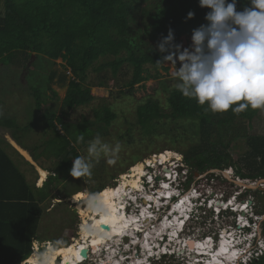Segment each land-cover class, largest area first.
Wrapping results in <instances>:
<instances>
[{"label": "trees", "instance_id": "trees-1", "mask_svg": "<svg viewBox=\"0 0 264 264\" xmlns=\"http://www.w3.org/2000/svg\"><path fill=\"white\" fill-rule=\"evenodd\" d=\"M250 6V0H237V11ZM207 11L199 7V0H0V65L19 64L33 53L48 61L64 62V72L58 81L61 86L67 82L63 115L56 118L54 113L43 112L42 116L68 144L52 124L54 119L63 132L66 113L93 100L90 87L107 88L112 83L118 88L117 95L126 92L129 95L136 85L159 78L157 69H167L156 64L162 58L156 45L169 29L173 30L175 44L181 36H191L194 29L207 23L204 19ZM189 12L194 13L192 19H187ZM66 72L71 76L69 79ZM91 73L97 75V82H88ZM55 76L51 71L45 77L50 91ZM31 92L36 111L40 112L39 89L32 88ZM166 92L163 104L152 96L141 100L135 107L133 122L128 125L131 131L139 127L140 135L147 136L146 145L161 139L180 152L188 170L187 185L193 182L195 173L219 182L223 177L215 173L228 168L239 179L264 180V136L250 134L248 130L263 109L249 107L235 112L232 109L237 105H233L225 112L214 113L206 104L200 105L196 99L183 96L176 87H167ZM94 116L97 134L102 136L115 114L104 106ZM0 126L9 129L14 124L11 119L0 117ZM79 126L74 130L78 137L83 135L84 144L89 138ZM130 130L120 137L128 143H131ZM0 142L10 147L4 140ZM182 145L185 147L181 148ZM2 148L0 264H21L30 257L42 214L40 205L50 196V183L64 184L72 161L78 156L72 145L67 152L61 148L55 154L60 164L43 169L53 176L49 175L43 186L37 188L25 178L27 171L24 174ZM13 152L18 154L14 149ZM24 163L28 166L27 161ZM98 186L90 193L98 194L105 189L103 184ZM74 188L72 194L82 192L78 185ZM253 194L264 210V191ZM261 233L264 236V220ZM250 264H264V256Z\"/></svg>", "mask_w": 264, "mask_h": 264}, {"label": "rangeland", "instance_id": "rangeland-1", "mask_svg": "<svg viewBox=\"0 0 264 264\" xmlns=\"http://www.w3.org/2000/svg\"><path fill=\"white\" fill-rule=\"evenodd\" d=\"M145 9L149 10L150 7H146ZM145 22H147V20H145ZM141 24H143V22H141ZM177 44L182 45L183 48L190 47L191 36H181ZM18 56L19 55H16V57ZM63 66L64 62L61 59L48 61L46 58L38 57L35 53H33L30 58L26 56L19 64H9L6 67L0 65V110L3 111L2 118L11 119L14 124V127L9 129L0 126V140H4L11 147L0 142V147H3L2 150L9 156L14 164L18 165L21 171L23 170L22 172L24 174L25 171H27V177L25 174V178L29 179L28 181L30 184L37 188H41L44 182L41 186L38 185L39 175L36 167L48 170L58 166L60 164V159H57L55 154H58L61 148H64L63 151L67 152L72 145L77 156L89 157L87 151L89 142L92 141L98 133L96 127L97 121L94 113L101 110L104 106L109 107L112 113L115 114V117L109 122L101 139L103 142L113 147L116 144H119L120 147L119 152L114 156L102 155L98 161L95 157L92 158L94 166L90 178L82 177L77 179L70 175H66L68 180L64 181V184H57L55 181L50 183V196L40 205L42 214L38 224L36 239L32 242V254H34V252L46 251V245L49 243L54 248L71 243L78 244L82 240L81 228L84 216L82 217L79 213L77 203L83 208L87 207L88 205L85 198L91 190L97 189L99 187L98 185L101 184L104 185V188L118 186L120 175L126 174L131 166L137 163L144 164V174L148 179L152 180V183L148 186H144L145 180L142 179L144 175L140 181L141 187L138 188V190L133 188V192L129 189L127 195H129L131 199L139 194L142 197L147 196L150 201L152 200L153 203H155L156 207H153L149 212L146 211V209H142L141 216L137 217L135 216L138 209L137 201L136 204L129 203L131 207L127 209L126 213L130 215L129 217H135L136 222L140 225L143 224L140 219L144 218L145 214L148 215L150 213L156 221L152 219L150 221H148V219L146 220L145 232L141 236L142 242L140 237L137 236L139 241L136 243V246L129 245V241L127 245H124L122 237H120L122 238L121 245H117L114 240L107 241L99 252L94 254L90 252L87 258L84 259V264H102L103 261H108V256L106 254L108 247L116 253H119L115 254L114 258L119 264H135L137 261H141L143 264L147 257L146 255L153 254L149 248L144 246V241H146V239L151 245L155 243L157 246V244L160 243L163 246H169L170 239L168 238L167 243L161 242L160 238L162 237V233L158 230L162 229L163 226L168 223L166 218L171 216V213L175 210L172 212L165 211L168 202L160 201L157 197L160 195L158 193L163 194V191L157 190L160 187L159 183H162L163 187L164 183L168 185V189H166V187H164V189L165 192L170 193V196L171 194H181L191 188L190 192L193 195L196 193V198L197 196H200L199 198L204 197V202L209 201L208 206H210L201 208L199 215L189 221L187 228L180 235L179 239L173 238L170 240L172 242V251H175V256L169 259L164 258L162 264H210L205 262L211 260L212 256L200 257V255H197L198 257H196L195 254H190L191 251L188 248H179V245L187 239L201 243L206 242L210 245L208 252H211V250L214 252L218 250L217 245L220 243V239L223 235L225 236L224 239L227 241V244L230 245L233 243V245H238L244 242L245 239H251L255 235L256 230L257 232H261V223L264 220L263 204L258 201L257 196L253 193L260 191L261 187L264 189V180H242L236 177L233 169L228 168L224 171L215 173L217 177H223L226 183L222 182L224 181L223 179H219V182H216L215 180H208L203 175L195 174L191 184L187 185L185 182L180 186L179 191H176V188V192L173 193L172 188L175 187V184L169 185V182L162 179V175L166 172L167 176L170 174L168 176L170 177L171 173L165 170L170 169L171 172H173L171 179L176 178L177 184H179V182L183 183L182 181L185 180L186 173L188 175V172L187 167L182 163L180 152L177 151L176 148L165 144V141L161 139L154 140L151 144L146 145L148 143L147 136L140 135L141 132L138 126H135L132 131L129 129L128 124L133 122L135 107L141 100L148 96H152L163 104L164 98L167 96L165 89H167V87L170 89L176 87L175 85L178 81L172 75V66L168 64L163 65L167 71L158 68L157 72L160 75L159 78L149 79L136 85L129 95L128 92H126L125 95H117L118 88L113 87L112 83L109 84L107 88L90 87V94L93 96V100L83 107H78L74 111L66 113L63 119L64 122H66V129L63 132L57 119H54L52 122V124L56 126V130L65 136L68 144L64 142L63 138L57 135L55 129L51 128L52 126L46 124V117L42 116L43 112L47 114L54 113L56 118L63 115L62 101L67 93V82L63 84V86L58 82L59 77L64 72ZM176 67H179V63H177ZM51 71H54L56 76L50 84V91L46 88L45 77ZM66 75L67 79L71 77L67 72ZM96 76L95 73H91L88 82H97ZM32 88L39 89L40 101L42 103L39 109L40 112L36 111L35 100L31 92ZM83 121L89 124H83ZM76 125H81L79 127L82 128L83 134L89 138L85 140L84 144H82V142H77L78 133L74 130ZM128 130H130L129 136L131 138V143L120 138L121 135H125ZM248 130L250 134L264 136V109L259 112L258 116L250 123ZM94 131V137L92 138V133ZM7 135L12 140L14 139L13 141H15L20 148L28 151L25 150L30 158L32 157L31 160L33 162L27 160L16 148L18 154L13 152L14 148L7 140ZM47 142H50V145H48ZM183 147H185V145L181 146V148ZM167 151H169L170 154L166 155L167 158L165 161H161L159 156L165 154ZM133 156H135L136 159H133ZM110 158L115 159L114 164L107 163V160ZM23 161H27L28 166H26ZM178 169H181L184 175L179 176ZM175 170H177V177H175ZM46 172L47 177H49V175L53 176L52 173ZM77 185L82 189L85 198L74 203L72 197L75 193H72L75 190L74 186L77 187ZM138 191L140 193H135ZM227 200L229 201L226 203ZM199 201H201V199ZM146 204L140 202L141 206L143 205L146 207ZM182 206L184 207V202ZM159 208H164V211H158ZM240 209H242V211ZM179 211L182 212V210ZM218 211L221 213L216 216V212ZM90 214L97 221H100L101 214L99 210L98 213L97 210H91ZM88 223H91V221L88 220ZM168 224L172 225L171 223ZM140 225H138L139 228ZM238 225L240 227H238ZM243 226L245 227L243 228ZM138 227L133 228L132 233L128 231L132 237H135V242L136 233L139 232ZM173 227L167 226L166 230L162 229V231L170 230L172 238L175 236ZM87 240L88 244H91L89 243L91 237ZM118 243L120 242L118 241ZM156 248L158 249V246ZM144 250H147L146 252L148 253ZM32 254L30 256H32ZM209 256L211 258H209ZM217 258L219 259L218 261H220V258L229 259L225 254H219ZM218 261L215 262V264H222L221 261L220 263H218ZM59 263H61V259L57 258L54 264Z\"/></svg>", "mask_w": 264, "mask_h": 264}, {"label": "clouds", "instance_id": "clouds-1", "mask_svg": "<svg viewBox=\"0 0 264 264\" xmlns=\"http://www.w3.org/2000/svg\"><path fill=\"white\" fill-rule=\"evenodd\" d=\"M236 5L237 0H231V2L229 0H199V7L208 9L204 17L207 23L193 30L190 47L183 48L182 45L175 44L172 29H169L167 35L156 45V50L162 57L156 64H168L173 67L172 75L178 81L175 86L181 94L185 97L196 99L200 105L206 104L208 109L214 113L225 112L232 108L233 105H237L232 109L235 112L244 111L249 107L252 109H264V0H250L251 6L244 8L242 11H237ZM193 16L194 13L189 12L187 19H192ZM177 63H179L178 68L176 67ZM2 116L3 111L0 110V117ZM83 139V135H80L77 137V142H82ZM119 147V144L113 147L103 142L101 136L97 134L89 142L87 148L89 157L78 156L72 161L70 176L77 179L82 177L90 178L94 166L92 158L95 157L98 161L102 155L114 156L119 152ZM107 163L114 164L115 159L110 158ZM165 170L171 173L172 176L173 172L170 169ZM176 171H174L175 177L178 174L179 176L184 175L181 169H178V174ZM168 176L165 172L162 175V179L169 182V185L175 184V187L172 188L173 193L179 191L180 186L185 182L187 183V173L185 180L182 181L183 183L179 182V184L176 183V178L171 179V176ZM142 179L145 180L144 186L152 183V180L148 179L146 175ZM159 184L160 187L157 190L163 191L160 201L168 202L165 211L172 212L173 208H176L166 220L175 228L174 238L179 239L187 228L189 221L196 218L201 208L208 206L209 201L204 202V197L199 198L200 196L196 198L197 194L194 193L195 195H193L190 192L191 188L181 194L167 195L162 183ZM176 188L177 190L175 191ZM85 199L90 209L100 210L98 194L89 193ZM200 199L201 201H199ZM137 201L138 209L135 214L137 217L141 216L142 209H146L149 212L153 207H156L155 203H152L147 196L142 197L139 194L127 201L126 215L127 209L131 207L130 204H136ZM140 202L147 203L146 207L141 206ZM183 202L184 208L180 212L178 206ZM242 209L240 210L242 211ZM158 211L163 212L164 208H159ZM220 213V211L216 212V216ZM146 218L148 221L151 219L156 221L150 213L148 216L145 214L144 218L139 219L144 222L147 220ZM141 225L136 237H140L142 241L141 236L145 232L146 224ZM238 227L240 226L238 225ZM261 234V232L256 230L255 235L251 239H245L244 242L238 245H233V243L228 245L230 252L233 253V258L229 257L228 260L220 258L222 264H250L251 261L264 256V236ZM170 237V230L165 231L160 241L167 243ZM124 240L125 238H123ZM186 241H183L179 248H188ZM169 243L168 247L158 243V249L155 247L153 254H147L143 264H162L164 258L169 259L175 256L170 240ZM194 243L196 244V241ZM87 249L89 254L91 252L90 247H87ZM144 251L146 252L147 250ZM217 251L213 252L211 250L208 255L215 254ZM195 252L194 249L190 254L194 255ZM196 257L198 256L196 255ZM32 259L33 264H52L51 250L38 252L33 255ZM24 262L21 264H25ZM81 264H84V259Z\"/></svg>", "mask_w": 264, "mask_h": 264}, {"label": "bare ground", "instance_id": "bare-ground-1", "mask_svg": "<svg viewBox=\"0 0 264 264\" xmlns=\"http://www.w3.org/2000/svg\"><path fill=\"white\" fill-rule=\"evenodd\" d=\"M7 140L16 148L20 151V153L27 159L31 160L29 154L18 147V145L8 137L7 135ZM170 154L169 151H167L165 154H161L159 156L161 161L166 160V155ZM32 161V160H31ZM33 162V161H32ZM148 163V162H147ZM146 163V164H147ZM145 164V165H146ZM38 175H39V181L38 185L41 186V184L45 181L47 177V172L43 170L42 168L36 167ZM144 164L143 163H137L133 166H131L130 170L125 174H121L119 177V185L114 186V187H107L100 191L98 193V199L100 202V221H97L91 214L90 211L93 209H90L88 206L83 208L82 206H79L77 203L79 200H82L85 198V195L83 192H77L75 195L72 197L74 199V203H77L78 211L81 214L83 218V225L81 228V233H82V242L80 241L78 244H69L67 246H62V247H57L54 248L50 243L47 244V249L51 250L52 254V264L55 263V260L57 258L61 259V263L59 264H81L83 261L80 251L82 249H87V247H90L94 253H97L100 251L101 247L106 244L107 241H116L117 245H121V240L122 238H125V242H123L124 245H127L129 241V245L136 246V243H138L139 238L137 239L136 237V242L135 237L131 236L129 232L132 233L133 228L138 227V223L136 222L135 217H129L125 214V209L127 205V200H130V196L127 195L129 192L128 190L131 189V192H133V188H138L141 187V178L144 176ZM164 187H168L166 183H164ZM125 188V189H124ZM158 198L160 200L162 193H158ZM167 195H170L169 192L166 193ZM152 201V200H151ZM153 203V201H152ZM229 206V205H228ZM182 204L178 206V210H183ZM224 208V207H223ZM175 209L173 208V211ZM98 213V210H97ZM148 216V215H147ZM147 219V218H146ZM88 220L91 221V223H88ZM147 222H143L145 224ZM100 225H105L106 227H109V229H100ZM173 227L172 225L166 223L162 229L166 230V227ZM162 229H159L158 231L163 234L165 230L162 231ZM139 230V227H138ZM173 230L175 232V228L173 227ZM129 231V232H128ZM129 233V235H127ZM233 233V232H232ZM222 236V235H221ZM232 236V235H231ZM91 237V240H88ZM122 237V238H120ZM175 237V236H174ZM174 237H170V240H172ZM224 235L220 239V243L217 245L218 251L215 254H211L212 258L208 262L210 264H215L219 259L217 256L219 254H225L227 258L233 257V253L230 252V249L228 248L227 241L224 239ZM133 240H132V239ZM220 238V237H219ZM149 239V238H148ZM145 240V239H144ZM143 240V241H144ZM209 240V239H208ZM118 241L120 243H118ZM131 242V244H130ZM142 242V241H141ZM231 242V241H230ZM109 246V245H108ZM144 246L149 248L152 253H154V250L157 247L154 243V245H151L148 243L147 239L144 241ZM210 245L206 242H196L194 245L195 249V256L200 255V256H207L209 247ZM181 248V247H180ZM193 248V247H192ZM116 249V248H113ZM193 249V250H194ZM228 250V251H227ZM37 252H34L36 254ZM30 256L24 263L25 264H33V255ZM107 258H108V263L106 262L105 264H119L118 261H115V254H119L118 252L116 253L114 250H112L110 247L106 250ZM112 260V262H111ZM142 264L141 261H137L135 264ZM220 263V261H218ZM104 264V263H102Z\"/></svg>", "mask_w": 264, "mask_h": 264}, {"label": "water", "instance_id": "water-1", "mask_svg": "<svg viewBox=\"0 0 264 264\" xmlns=\"http://www.w3.org/2000/svg\"><path fill=\"white\" fill-rule=\"evenodd\" d=\"M11 144V143H10ZM11 146L15 149V147L11 144ZM19 147V146H18ZM20 149H22V148H20ZM16 150V149H15ZM17 151V150H16ZM18 152V151H17ZM196 175H198L197 173H196ZM264 189L261 187V189H260V191H263ZM100 229L101 230H104V229H109V227H106L105 225H100ZM124 242H125V240H124ZM186 245H187V247H188V249L190 250V251H193V249H194V245H195V243H194V241H192V240H188V241H186ZM193 247V248H192ZM90 251L91 252H93L92 251V249L90 248ZM80 255H81V257L83 258V259H86L87 258V255H88V249H82L81 251H80ZM107 263H108V261H106ZM105 261H103L102 263H106Z\"/></svg>", "mask_w": 264, "mask_h": 264}, {"label": "crops", "instance_id": "crops-1", "mask_svg": "<svg viewBox=\"0 0 264 264\" xmlns=\"http://www.w3.org/2000/svg\"><path fill=\"white\" fill-rule=\"evenodd\" d=\"M15 142V141H14ZM18 150V149H17ZM26 150V149H25ZM19 151V150H18ZM27 151V150H26ZM20 152V151H19ZM28 152V151H27ZM31 159H32V157H31ZM40 168V167H39ZM32 245H33V243H32ZM33 247V246H32Z\"/></svg>", "mask_w": 264, "mask_h": 264}, {"label": "flooded vegetation", "instance_id": "flooded-vegetation-1", "mask_svg": "<svg viewBox=\"0 0 264 264\" xmlns=\"http://www.w3.org/2000/svg\"><path fill=\"white\" fill-rule=\"evenodd\" d=\"M166 189H168V187H166ZM144 222H147V221H144ZM205 263H209V262L207 261V262H205Z\"/></svg>", "mask_w": 264, "mask_h": 264}]
</instances>
